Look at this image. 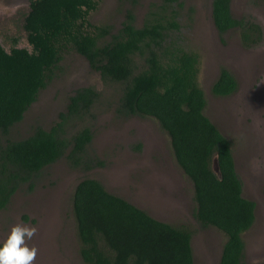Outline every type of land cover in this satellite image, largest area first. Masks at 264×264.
<instances>
[{
  "label": "trees",
  "instance_id": "trees-1",
  "mask_svg": "<svg viewBox=\"0 0 264 264\" xmlns=\"http://www.w3.org/2000/svg\"><path fill=\"white\" fill-rule=\"evenodd\" d=\"M100 1H30L21 25L27 48H18L16 39L8 51L0 44V135L21 122L53 79L62 53L74 51L103 83L118 88L117 117L149 118L167 135L175 164L192 186L193 219L201 229L212 227L224 236L218 264H243L242 235L253 224L255 204L242 197L231 142L204 115L202 59L178 43L175 8L184 0H160L140 26L132 12L140 0H128L131 9L115 34L88 20ZM230 3L211 0L217 33L236 30L244 48L259 46L260 26L234 18ZM236 89L235 78L220 67L210 93L228 97ZM98 97L92 87L75 89L48 130L36 126L24 139L0 141V212L22 185L31 191L33 180L60 159L83 172L103 168L90 147L92 128L84 124ZM213 157L220 178L211 170ZM70 203L84 264H193L190 231L154 219L95 179L78 181Z\"/></svg>",
  "mask_w": 264,
  "mask_h": 264
},
{
  "label": "rangeland",
  "instance_id": "rangeland-1",
  "mask_svg": "<svg viewBox=\"0 0 264 264\" xmlns=\"http://www.w3.org/2000/svg\"><path fill=\"white\" fill-rule=\"evenodd\" d=\"M29 1L0 0V44L7 51L12 39L17 40L18 48H27L21 25ZM22 2L23 6H16ZM160 5V0H140L132 7L135 25L140 26L148 12ZM129 9L128 0H101L88 20L109 26L115 34ZM230 10L234 18L260 26L263 40L259 46L244 48L236 30L219 35L212 21L211 0H184L175 8L176 37L183 48L202 59L204 115L231 142L242 197L255 204L253 224L242 235V263L264 264V5L258 0H231ZM220 67L237 82L235 93L228 97L210 93ZM81 87H92L99 95L90 113L93 116L84 124L92 128L90 147L105 165L83 172L68 168L65 159H60L33 180L31 191L22 185L0 212V247L13 226H34L38 235L27 241L30 248L38 249L32 264H84L78 254L70 199L77 182L91 178L154 219L190 231L193 264H218L224 236L212 227L201 229L193 219L192 186L175 164L167 135L149 118L117 117L118 88L103 83L74 51L62 53L53 79L21 122L13 125L6 137L0 135V141L24 139L36 126L48 130L58 113L64 112L71 93Z\"/></svg>",
  "mask_w": 264,
  "mask_h": 264
},
{
  "label": "clouds",
  "instance_id": "clouds-1",
  "mask_svg": "<svg viewBox=\"0 0 264 264\" xmlns=\"http://www.w3.org/2000/svg\"><path fill=\"white\" fill-rule=\"evenodd\" d=\"M38 235L37 227L17 224L11 228L10 235L0 247V264H32L38 249L29 247L27 241Z\"/></svg>",
  "mask_w": 264,
  "mask_h": 264
},
{
  "label": "water",
  "instance_id": "water-1",
  "mask_svg": "<svg viewBox=\"0 0 264 264\" xmlns=\"http://www.w3.org/2000/svg\"><path fill=\"white\" fill-rule=\"evenodd\" d=\"M211 170L213 171V173L220 178V174H219V168H218V164H217V159L215 157L212 158L211 161Z\"/></svg>",
  "mask_w": 264,
  "mask_h": 264
},
{
  "label": "flooded vegetation",
  "instance_id": "flooded-vegetation-1",
  "mask_svg": "<svg viewBox=\"0 0 264 264\" xmlns=\"http://www.w3.org/2000/svg\"><path fill=\"white\" fill-rule=\"evenodd\" d=\"M20 1H22V0H20ZM31 1V0H30ZM30 1L28 2V8H29V3H30ZM24 5V3L22 2V3H18L16 6H23ZM234 168H235V166H234Z\"/></svg>",
  "mask_w": 264,
  "mask_h": 264
}]
</instances>
